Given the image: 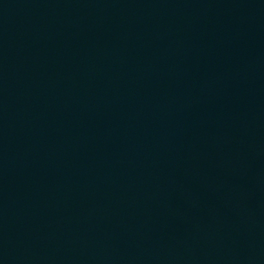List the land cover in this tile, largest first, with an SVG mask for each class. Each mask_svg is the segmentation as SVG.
<instances>
[{
	"label": "water",
	"instance_id": "obj_1",
	"mask_svg": "<svg viewBox=\"0 0 264 264\" xmlns=\"http://www.w3.org/2000/svg\"><path fill=\"white\" fill-rule=\"evenodd\" d=\"M240 0H0V264H44Z\"/></svg>",
	"mask_w": 264,
	"mask_h": 264
}]
</instances>
